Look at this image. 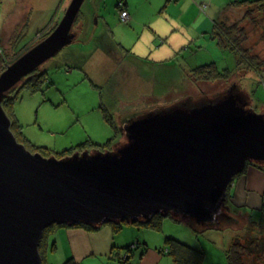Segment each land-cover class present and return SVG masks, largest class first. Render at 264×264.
<instances>
[{"label":"rangeland","instance_id":"1","mask_svg":"<svg viewBox=\"0 0 264 264\" xmlns=\"http://www.w3.org/2000/svg\"><path fill=\"white\" fill-rule=\"evenodd\" d=\"M70 1L0 0L2 57L4 54L8 59H16L43 39L61 19ZM228 1L224 0L218 6L214 3L210 7L209 11L216 13L214 18L221 9L229 10L225 9ZM126 2L128 8H134V20L120 19L122 9L117 6V0H84L73 26V30L75 27L79 29L82 22L78 38L38 68L46 72L41 89L31 91L22 87L21 82L11 90L14 95L13 114L8 113V116L20 124L18 131L21 134L17 135V140L29 151L35 152V147L41 146L45 148L44 153L59 158L63 150L78 144L84 143V148L92 151L102 148L109 138L117 136L112 144L115 145L125 141L121 136L124 130H120L123 127L120 115L133 112L135 117L143 116L175 102L212 98L226 91L231 83H236L239 90L248 95L247 108L264 112V72L257 73L244 64L243 68H235L233 55L217 46L216 40L210 37L211 30L205 31L210 29V22L205 24L209 18L206 10L202 11V19L189 12L178 19L164 10V1L161 0ZM245 9L226 11V24L240 20ZM253 9L256 21L239 23L245 33L242 45L252 56L264 60V12L258 13ZM146 24L167 38L161 48L169 49V44H172L176 52L157 51L158 43L151 41L154 33ZM102 33H107L105 40L100 38ZM144 56L146 58L142 59ZM155 57L167 61L161 66H151L149 62ZM210 62H215L218 69L227 68L231 72L229 77L197 81L195 67ZM102 108L113 118L117 132L104 119ZM12 130L17 132L16 128ZM235 214L231 215L237 217L234 225L202 233L192 229V226L201 229L196 223L176 222L168 216L162 218L159 230L125 221L118 223L117 231L112 230V222L103 223L91 231L54 224L42 238V252L45 254L47 246L50 250L53 243L58 247L55 254L64 257L66 250L61 243H69L67 231L77 229L78 235L86 236L78 237L77 242L89 238L92 243H102L101 248L103 243H108L110 249L116 243H125L122 245L125 246L147 242L152 250L169 259L161 264H172V256L166 253V247H170L169 238L203 251V264H225L228 239L232 241L239 233L245 237L252 231L264 238V224L252 229L245 215ZM44 264H48L45 255Z\"/></svg>","mask_w":264,"mask_h":264},{"label":"water","instance_id":"2","mask_svg":"<svg viewBox=\"0 0 264 264\" xmlns=\"http://www.w3.org/2000/svg\"><path fill=\"white\" fill-rule=\"evenodd\" d=\"M83 1L71 0L51 32L0 71V264H43L40 241L52 224L99 228L157 214L209 226L234 220L229 185L247 163L264 164V112L247 108L236 83L127 120L125 141L104 151L57 158L26 149L3 100L75 40Z\"/></svg>","mask_w":264,"mask_h":264},{"label":"trees","instance_id":"3","mask_svg":"<svg viewBox=\"0 0 264 264\" xmlns=\"http://www.w3.org/2000/svg\"><path fill=\"white\" fill-rule=\"evenodd\" d=\"M119 2L121 3V6L119 5ZM125 3V0H117V6L121 10L123 8ZM247 8L244 11V14L240 20L234 21L233 23L226 24V19L228 18L225 14L226 11H230L231 9L234 8ZM258 13H263L264 12V0H229L226 5L225 9H229L226 11H223V9L220 10L218 13L217 17L213 19L212 23V29L210 31V37L216 40L217 46L222 50V51H227L230 52L233 57H234V62H235V68H243L244 64L247 69H252L255 70L257 73H262L264 72V60L258 59L257 56H252L247 49L243 47V41H244V27L243 25H239L240 22H245V21H256L255 16H254V9ZM124 9V8H123ZM223 13V14H222ZM79 15V13H78ZM77 15V17H78ZM77 19V18H76ZM76 22V21H75ZM75 24V23H74ZM54 28V27H53ZM47 31L46 34L50 33L51 30ZM28 49V48H27ZM26 49V50H27ZM3 67L1 65V68H5L9 63H11L15 58L13 59H8V57H5L3 54V59H2ZM196 69L195 74H196V80L200 82H206V81H213L217 79H227L229 77V74L231 73L227 68H222L218 69L216 66L215 62H210L205 65H201L198 67H195ZM245 68V67H244ZM45 71H40L39 69H36L29 75H27L24 80L21 83L22 87H26L31 91H37L41 89V82L45 78ZM13 103H14V95L11 94V91L9 95L3 100V108L5 111L10 114H13ZM103 111V117L106 120V122L115 129V131H118L117 125L114 124L113 118L110 116V114L105 110V108H102ZM11 130L12 128L17 130L15 133L16 138L18 134H21V131H18L20 128V124L16 123V120H13L11 118ZM13 131V130H12ZM116 137V138H115ZM112 136V138H109L102 146V148H94L92 151H97L101 150L104 151L106 149H110L113 145V142L118 138L117 136ZM115 139V140H114ZM19 141V140H18ZM84 143L83 144H78L72 148L63 150L60 153V157L72 154L73 152H82L87 148H84ZM35 151L40 152L44 156H50V153H44L45 148L41 146H36ZM59 157V158H60ZM248 166H253L257 168L258 170L264 171V164H257V163H247L246 167ZM245 169L237 174L234 177V180L232 181V185H229L228 191H227V201L226 203L232 202V200L235 197V192L238 191L236 189V186L239 183H242V175L244 174ZM246 191V189H245ZM264 199V197H263ZM262 199V200H263ZM236 209H233L231 207V212H236L238 210L237 205ZM264 203L261 205L260 212H257L256 210L250 209L248 210L247 214V222L251 224V228L254 229L256 227L262 226L264 224ZM239 211V210H238ZM254 211L257 214H254ZM232 215V214H231ZM171 217L174 221L176 222H184L180 221V219L173 217V216H168ZM163 216L157 214L154 215L148 222H143V221H138L135 222L136 224H140L152 229L159 230L161 228V221ZM234 220H224V221H219V223H216L213 226L209 225H198L201 227V229H197L195 226H192V229L194 232L202 233L204 230L208 229H221V228H226L234 225L237 223L236 217ZM190 224H193L191 221H185ZM113 224V231H117V226L119 225L118 223H111ZM117 224V225H116ZM54 224L46 227L43 231V236L50 232L53 228ZM66 226V225H64ZM68 226V225H67ZM72 226L80 227V228H85L87 231L91 230H96L97 227H91L85 224H75ZM224 228V229H225ZM223 230V229H221ZM260 231V230H259ZM258 233L256 231H252L251 234H248L245 237H242L244 234H237L235 237L232 238L231 243L227 246L225 250V264H264V238L260 237L257 235ZM198 236V235H197ZM42 239V238H41ZM169 244L170 247H166V253L170 254L172 256V260L174 264H203V259H204V252L198 249L191 248L185 244H182L181 242H178L174 239L169 238ZM54 244H52L51 248H54ZM140 248L138 257H140L143 252L146 250V245L144 243H129L125 246H117V245H112L111 251L109 252V259L111 260H118L121 264H130V257L132 256V253L134 249ZM39 252L42 256V262L44 264V253L42 252V243H40L39 246ZM62 264H76L74 260H66Z\"/></svg>","mask_w":264,"mask_h":264},{"label":"crops","instance_id":"4","mask_svg":"<svg viewBox=\"0 0 264 264\" xmlns=\"http://www.w3.org/2000/svg\"><path fill=\"white\" fill-rule=\"evenodd\" d=\"M163 1L164 3L162 4V6L164 10L169 12L172 16L177 17L178 19L184 18L183 15L186 12L196 13L197 16H199V18L202 19V16H203L202 11L206 10V15H208L209 18L207 19L204 16V18L207 19V21H205V24L209 25V22H210V29L205 30L207 32L212 29L213 19L216 14V13H212V11H209L210 7L214 5V3L218 6L224 2V0H183V1L181 0H161V2ZM123 8L128 13V18L126 20L128 19L134 20L136 16L134 8L132 7L128 8V3L126 2V0H125ZM81 26H82V22L81 24L78 25L79 29H77L76 27L74 28L76 32V38H78V36L81 33ZM146 27L150 29L152 33H154V38H152L151 41L158 43L156 46V50L158 51V50L163 49L161 48V44H163L165 40L167 41V38H163L162 35H159L156 32V30L152 28V25L146 24ZM106 37H107V33H102L100 35L101 39L105 40ZM163 50L169 51L173 54L176 52V47L172 44H169V49H163ZM71 55H74V54H71ZM141 58L143 59L146 57L144 56ZM165 61L167 60H161L160 58L155 57V60H153L152 62H149V64L151 66H158V65L161 66L164 64ZM236 189H238V191L235 192L236 195L234 199L232 200V202L231 201L230 203L228 202L230 207H232L233 209H236L235 205L239 206L237 207L239 211L237 210L236 212L242 215H245L246 217H248L247 214L249 213L248 210L250 209L260 212V209H262L261 205H263L264 203V199H263L264 197V171L258 170L257 168L253 166H249L245 168V172L242 175V183H239L236 186ZM236 212L232 211L231 214L234 216L236 215L235 214ZM254 214H257V213L254 211ZM67 234H68L67 238H68L69 243H61L62 248L66 250L65 252L66 254L64 257L60 258L57 254H55L58 250L57 244H55L54 248L50 250L48 246L46 247L44 255H45V258L48 264H62L64 261L68 259L74 260L76 264H121L118 260L113 261L109 259V252L111 251V248L109 249L108 243H103L104 246L101 248L100 245L102 243H92V240H89V238L85 239L83 242H77L76 239L78 237L80 238L86 237L84 235H78L79 233L77 232V229L69 230L67 231ZM226 243H231V238L228 239ZM52 244L50 245V248ZM124 244L125 243H116L115 245L122 246ZM145 245H146V250L143 252V254L140 257H138L140 248L132 250L133 253H132V256L130 257V261H129L130 264H161L162 262H166V261L168 262L169 259L165 257L166 255L159 253L158 251L152 250L149 243ZM171 262L172 264H174L173 260Z\"/></svg>","mask_w":264,"mask_h":264},{"label":"flooded vegetation","instance_id":"5","mask_svg":"<svg viewBox=\"0 0 264 264\" xmlns=\"http://www.w3.org/2000/svg\"><path fill=\"white\" fill-rule=\"evenodd\" d=\"M3 59V58H2ZM133 117H135V115L132 113H125L124 115H120V121H121V124H125L127 122V120H130L132 119ZM121 135V134H120ZM122 136V135H121ZM249 167V166H248ZM235 219V218H234ZM224 220H228L226 218H220L219 221H224ZM42 238H43V235H42ZM40 243H42V239L40 241Z\"/></svg>","mask_w":264,"mask_h":264},{"label":"built area","instance_id":"6","mask_svg":"<svg viewBox=\"0 0 264 264\" xmlns=\"http://www.w3.org/2000/svg\"><path fill=\"white\" fill-rule=\"evenodd\" d=\"M119 5L121 6V3L119 2ZM122 7V6H121ZM121 12H120V18L122 20H126L128 18V13L125 9L121 8Z\"/></svg>","mask_w":264,"mask_h":264}]
</instances>
